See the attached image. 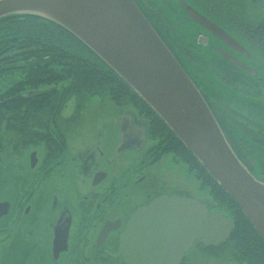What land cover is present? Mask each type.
I'll return each instance as SVG.
<instances>
[{"label": "water", "instance_id": "1", "mask_svg": "<svg viewBox=\"0 0 264 264\" xmlns=\"http://www.w3.org/2000/svg\"><path fill=\"white\" fill-rule=\"evenodd\" d=\"M187 12L225 45L242 48L224 28L196 11ZM25 14L63 26L124 79L236 200L264 239V182L239 160L204 97L134 0H0V19ZM223 60L256 75L229 54ZM32 94L8 102L23 101ZM123 117L142 132L130 139ZM132 118L129 112L121 118L120 154L143 147L148 140V125L134 124ZM31 161L32 165L37 163L34 154ZM10 209L11 203L0 201V219ZM115 229L116 224H108L102 236ZM232 232V220L220 213L210 214L206 204L191 198L160 196L133 213L117 256L126 264H180L197 238L206 246L216 247ZM60 241L66 242V234Z\"/></svg>", "mask_w": 264, "mask_h": 264}, {"label": "flooded vegetation", "instance_id": "2", "mask_svg": "<svg viewBox=\"0 0 264 264\" xmlns=\"http://www.w3.org/2000/svg\"><path fill=\"white\" fill-rule=\"evenodd\" d=\"M197 1L205 12L223 25L234 27L241 23V21L236 20L239 15H242L239 7L234 3L238 0ZM139 2L142 4V9L152 11L160 9L149 0H139ZM262 3L264 7L263 0ZM158 14L157 12V16ZM161 14L162 16H154L151 19L152 26L160 27L161 34L165 40L160 37L202 93L203 91H201L197 81L198 73L204 77V74L208 72L215 74L216 69L221 68L214 62L207 67H204L205 64L196 65L199 59H192L191 55L186 51L187 47L172 28L171 21L163 13ZM259 16H264V13ZM233 30L236 31L235 29ZM256 49L264 53L263 50ZM216 65L217 67L214 68ZM189 67L196 70V73L189 71ZM231 88L236 94L232 92L234 94L232 95L233 98L237 97L240 99L239 96L246 98L244 99V106L246 107L248 105L252 107L257 102L264 104L262 100L249 95L243 88L232 85ZM260 89L264 90V87H260ZM203 96L231 146L244 164L252 169L253 159L257 155L264 159V142L255 137V132L241 126L240 123L245 121L244 117L230 109H238L242 103L234 99L236 102L235 106H225L211 101L204 93ZM73 101L76 104L78 103L77 99L65 100L62 103L63 108L59 116H52L50 119L51 124L42 125V127L47 128L43 132V136H46L45 141H40L38 139L39 133L34 130L24 135L28 137L26 140L20 139L23 133L9 131L7 126L1 133L3 144H6L2 151L8 149V142H10L12 145L11 155L19 158L20 162L18 163L24 171L19 174L21 189L16 215L11 218L8 226H1L0 228V255H2L0 264H11L14 260V255L20 256L22 262L33 256L37 264L41 257H46L48 264H126L117 254L121 236L133 213L160 196L189 198L179 192H160L162 177L152 173V166L159 160L153 163L152 148H146L147 142L143 147L132 148L131 150L135 152V158H132L130 162L126 163V166H122L118 170H114V162L118 161L124 154V152L121 154L117 152L119 140H117L109 158L105 155L104 150L98 146L91 150L86 149L84 153L83 149L79 151L71 149L69 129L71 124H76L79 121L78 115L83 109L82 105H80V108L77 105L75 109L77 113L66 116L64 113H66ZM241 112L245 113L243 109ZM258 112L259 119L256 120L264 123V109H258ZM35 117L25 116V118L29 119H34ZM47 118L45 116V120ZM132 119V123H140H137L134 118ZM122 122L127 127V136L130 139L142 132L137 125L132 127L127 117H123ZM117 124L119 129L121 119L118 120ZM141 124L145 123L141 122ZM257 134L264 135V132ZM257 146H260L261 149H258ZM33 154L37 158L35 165H32L31 161ZM92 160L98 162L106 161L108 170L101 168L99 171H94L92 180L89 183L87 180L88 161ZM0 163L8 162L1 160ZM63 182H68L67 187L72 186L70 192L75 193L76 197L73 201H70L69 198H64L59 185V183L63 184ZM150 184H153L154 189L159 193L154 195L146 194V185ZM83 186L86 187V193L84 194ZM135 192H139L143 196V202L130 203L129 207L123 203L120 212L112 215L113 208ZM42 223L43 234L41 235L37 230ZM108 224H116L118 229L102 236V232ZM21 230L25 234V241L21 240L26 244L25 248L22 246L16 247L17 252L9 253L7 248L17 238L19 240ZM65 234L66 242L60 241L65 239ZM31 240L37 242L33 243ZM8 241H10V244L5 245V242ZM3 250L4 252L7 251L1 254ZM214 257L221 258L223 263L235 262L230 258L217 256L214 252L207 249L200 239H197L184 255L180 264H210V261L215 260L213 259ZM235 264L239 263L235 262Z\"/></svg>", "mask_w": 264, "mask_h": 264}, {"label": "trees", "instance_id": "3", "mask_svg": "<svg viewBox=\"0 0 264 264\" xmlns=\"http://www.w3.org/2000/svg\"><path fill=\"white\" fill-rule=\"evenodd\" d=\"M135 1L141 8L142 4L139 0ZM249 1L234 2L242 12V15L236 19L241 23L234 27L230 26L231 28L224 26L232 31L235 29L237 32H234L238 33L245 42L255 49L264 51V16H255V13L251 12L258 0ZM141 10L150 23L154 16H162L161 9L152 11L141 8ZM170 24L178 38L186 46L179 25L173 21ZM156 27L154 28L164 39L160 27ZM187 49L186 51L192 59H199L196 54ZM212 63H205L204 67L212 65ZM214 63L221 68L216 69V73H213L214 76L234 94L235 91L231 85L245 89L249 95L264 102V90L260 89V87H264V78L257 74H248L226 60H216ZM59 84L60 88L42 92L23 101H7L20 94L38 91L47 86L57 87ZM233 93L232 95H234ZM72 97L83 102L92 97L101 100L108 98L119 107H132L136 110L137 115L148 123L149 138L155 142L151 150L153 163L167 154H173L177 159L187 164L189 171L194 173L197 180L200 181L201 188L208 189L212 207L228 214L227 217L232 220L233 232L230 238L218 247H207V249L217 256L230 258L239 264H264V239L256 232L236 200L215 182L195 155L184 146L162 118L124 79L74 34L52 20L27 14L1 18L0 155L2 148L5 147L1 138L5 126L9 131L23 133L20 139L26 140L28 137L24 135L34 130L39 133L38 139L45 141L46 136H43V132L47 128L42 125L51 124L52 116H59L63 108L62 103ZM239 98L234 97L236 101L242 103L239 108L230 109L244 117L245 121L240 123L241 126L255 132V137L264 142V135L257 134L264 132V123L256 120L259 119L258 109H264V104L257 102L252 107L248 105L247 108L244 106L246 98L240 96ZM242 109L245 113L241 112ZM25 116L36 117L29 119ZM45 116L48 117L46 120ZM224 135L227 139L226 134ZM257 148L261 149L260 146ZM234 152L240 159L237 152L235 150ZM253 160L250 172L264 182V159L257 155Z\"/></svg>", "mask_w": 264, "mask_h": 264}, {"label": "rangeland", "instance_id": "4", "mask_svg": "<svg viewBox=\"0 0 264 264\" xmlns=\"http://www.w3.org/2000/svg\"><path fill=\"white\" fill-rule=\"evenodd\" d=\"M157 7L162 10V13L167 19L177 23L180 27V33L183 35L186 46L188 49L197 55L199 62L196 65H204L208 62H214L216 60H223L225 54H229L235 59L239 60L244 66L251 69L261 78H264V53L255 49L247 42H245L238 33L229 30L222 23L217 21L213 16L206 13L201 6H199L197 0H149ZM248 1V0H247ZM251 1V0H250ZM249 1V2H250ZM264 1V0H263ZM262 0L256 1V5L253 6L251 12L255 13V16L264 13V7L262 5ZM252 5V4H249ZM188 9L196 11L208 20L224 28L225 31L231 35L243 48H234L229 45H225L222 40L215 37L209 32V30L196 20L190 17V13L187 12ZM189 71L196 73V70L189 67ZM203 77L198 73V83L201 91L204 92L206 97L211 101L219 103L225 106H235L236 102L232 96V91L228 87L219 81L212 72L204 74ZM45 87L40 89V91H46ZM71 100H78L76 97L70 98ZM80 108L82 105L83 109L80 112L79 121L76 124H71L69 129L70 134V146L74 151H79L83 149V153L86 149L91 150L96 146L102 148L105 152L107 158L111 156V151L113 150L117 140H120L121 133L120 127L118 129V120L120 119L124 111H131L135 114L137 120H142L138 115L136 110L132 107H119L114 104L110 99L101 100L97 97H92L84 102L78 100L76 104L75 101L71 103L64 113L66 116L76 114V107ZM76 116V115H75ZM76 116V117H78ZM6 146V144H5ZM11 144L8 142V149L2 151L0 157L2 161L8 163H0V201H7L11 203V209L7 216H4L0 220V228L8 226L11 218L15 217L17 211V204L19 200V194L21 189V181L19 174L23 173L24 169L20 167V162L18 157L11 155ZM154 146V141L149 139L147 143V149ZM132 158H135V152L133 150H128L120 157V159L114 162V170H118L122 166H126V163L130 162ZM108 170V163L98 162L96 160L88 161V174L87 180L90 183L92 180L94 171H99L100 169ZM152 173L162 177V184L160 192L166 193H177L187 196L191 199H195L201 203H208L211 212L223 213L218 211L215 207H212V199L208 193V189H202L200 181L197 180L194 173H191L188 169L187 164L177 160L173 154H167L163 156L154 166H152ZM64 198H69L73 201L75 193H71V187L68 186V182L59 183ZM81 189V188H80ZM173 190V191H169ZM146 194L154 195L157 192L153 184L146 185ZM86 193V187L83 186V194ZM142 197L139 192H135L126 200H122L118 206H115L112 210V215H116L120 212L123 203L129 207V204L141 203ZM125 199V198H124ZM111 214V213H110ZM229 216L226 213H223ZM44 222V221H43ZM43 223L38 228L37 232L43 234ZM19 233V231H18ZM46 233V232H45ZM47 236V234H45ZM24 231L21 230L18 238L10 244V241L5 242V245H9L7 250L9 253L17 252V248L24 247L26 244L21 240L25 241ZM33 243L37 242L31 240ZM17 242V243H16ZM3 246V245H2ZM17 247V248H16ZM5 250V249H4ZM4 250L1 254L5 253ZM2 255H0V258ZM39 258V256H38ZM210 264H235V262L230 261V263H223V260L219 257H214ZM1 263V261H0ZM11 264H37L30 256L27 261L22 262L20 256L14 255V260ZM38 264H48L46 257H41L38 260Z\"/></svg>", "mask_w": 264, "mask_h": 264}]
</instances>
